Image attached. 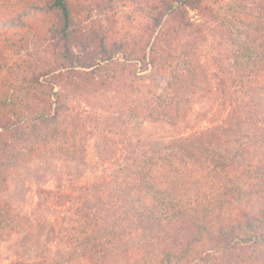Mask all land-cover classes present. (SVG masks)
Instances as JSON below:
<instances>
[{
	"label": "rangeland",
	"instance_id": "obj_1",
	"mask_svg": "<svg viewBox=\"0 0 264 264\" xmlns=\"http://www.w3.org/2000/svg\"><path fill=\"white\" fill-rule=\"evenodd\" d=\"M100 1L75 0V23L84 38L97 35L105 43L123 45L106 68L109 75L115 74V81L96 92L69 97L61 126L69 127L72 140L81 142L77 153L58 142L65 156L37 153L0 174L5 176V183L0 181V264H264L263 239L222 252L224 241L217 234L239 211L264 214V199L250 195L256 190L253 177L257 171L252 168L237 165L228 171L224 182L243 177L241 187L250 193L243 206H233L214 221L209 237L176 224L163 227L149 241L134 235L118 242L117 226L124 228L126 223L122 219L109 222L120 207H130L133 195L120 196L117 207L110 209L105 201L111 199L108 194H119L117 190L104 194V190L90 189L104 170L117 165L129 151L148 155L158 138L165 143L180 133L220 125L215 140L205 142L220 143L219 151H225L234 148L233 143L227 144L234 134L264 133L253 121L238 124L242 119H235L264 114V26L237 0H206L203 8L190 10L191 27L186 32L166 36L159 34L161 27L153 29L157 0H113L108 5ZM31 3L36 1L0 0L7 8ZM262 4L264 0H258L252 6ZM233 7L239 10L237 18L228 10ZM16 14L0 9L6 19L13 20ZM246 33L259 39L253 55L261 63L257 71L238 66L237 56L247 43H239L236 37L243 39ZM7 37L5 42L0 36V93L9 96L16 89L23 95L28 81L42 82L46 73L57 71L45 24L35 22ZM84 45L77 42L74 51L79 54ZM175 74L189 77L192 87L178 93L194 92L198 97L186 123L173 128L147 121L151 96L164 92ZM42 93L36 91L29 116L44 109ZM7 119L9 124L17 122ZM76 155L84 159L82 164L69 162L68 157ZM253 222L257 227L264 225V215ZM240 224H244L242 219Z\"/></svg>",
	"mask_w": 264,
	"mask_h": 264
},
{
	"label": "trees",
	"instance_id": "obj_2",
	"mask_svg": "<svg viewBox=\"0 0 264 264\" xmlns=\"http://www.w3.org/2000/svg\"><path fill=\"white\" fill-rule=\"evenodd\" d=\"M35 1L36 3L22 8H7L1 4L0 9L17 14L13 20L0 16V36H4L6 42L8 33H14L35 22H42L46 25L48 40L53 46L55 62L58 63L57 71L46 73L47 77L42 82L39 79L28 81L24 86L23 95L17 93L16 89H13L9 96L1 91L0 174L19 163L28 162L35 158L37 153H42L39 156L43 157L58 154L65 156V151L59 148L58 142L69 145V148L77 153L81 142L72 140L69 127L61 126L65 122L64 115L69 97L71 94L84 96L112 84L116 76L109 75L106 68L120 48H123L120 43H105L101 36L84 38L75 23L78 10V5L73 3L75 0ZM157 1L158 4L153 7V29L161 27L159 34L166 36L186 32L191 27L188 17L190 10H198L206 5V0ZM237 1L240 2L239 6L252 13L249 15L256 23L264 26L263 4L257 8L252 5L258 0ZM112 2L113 0L100 1L101 5ZM12 9L15 12L10 11ZM228 10L232 11L233 18L240 14L235 7ZM236 38L239 43H247L241 47L237 56L238 66L246 70H259L261 63L257 61V56H253L257 48L255 42L259 39L253 38L250 33H246L243 38H252L249 41L240 36ZM77 42L86 43L79 54L74 51ZM190 86L189 77L173 75L166 82L165 91L151 96L150 102L147 103V121L162 122L173 128L186 123L190 106L198 97H195L194 92L180 95L178 90H189L192 88ZM37 90L43 92L45 107L29 116L27 110ZM230 103L236 104L232 99ZM25 114L27 115L24 117ZM8 117L17 122L7 123ZM235 119L236 122L242 119L238 124L253 121L258 129L264 130V127H261L264 124V114L254 113L249 117L238 116ZM220 127L215 125L188 135L180 133L169 137L165 143L160 142L158 138L155 140L156 147H153L148 155L129 151L117 165L104 170V173L95 179L90 189L104 190L105 194V191L113 192V188L119 193L108 194L111 199L109 201L108 197L105 202L110 209L117 207L115 204L120 203V196L133 195L130 207H120L115 213L117 215L109 222L115 224L122 219L126 223L124 228L117 226L118 242L134 235L149 241L153 235L159 234L163 227L176 224L192 228L199 237L212 236L214 221L225 215L233 206H243L244 200L249 196L250 191L247 192L241 187L243 177H238L232 183L224 182L228 171L236 169L237 165L243 169L248 167L257 171V175L253 177L256 190L250 195L258 200L264 199V133L234 134L227 141V144L233 143L234 148L219 151L220 143L209 142L208 145L205 140L214 139V133ZM79 137L85 141L81 138V133ZM256 144L263 147H256ZM68 158L70 163L84 162L79 155ZM246 159L250 161L247 162ZM0 181L5 183L4 175L0 177ZM239 212L240 215L227 224L225 230L217 232L224 241L222 252L232 251L237 245L249 244L254 239L264 240V225L257 227L253 222L264 214L255 215L253 211ZM241 219L244 221L243 225L240 224Z\"/></svg>",
	"mask_w": 264,
	"mask_h": 264
}]
</instances>
